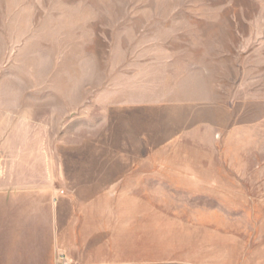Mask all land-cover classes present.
<instances>
[{
    "label": "rangeland",
    "instance_id": "374dc122",
    "mask_svg": "<svg viewBox=\"0 0 264 264\" xmlns=\"http://www.w3.org/2000/svg\"><path fill=\"white\" fill-rule=\"evenodd\" d=\"M19 123L41 160L91 178L60 187L59 264L255 245L264 0H0V126Z\"/></svg>",
    "mask_w": 264,
    "mask_h": 264
},
{
    "label": "crops",
    "instance_id": "0c3cea01",
    "mask_svg": "<svg viewBox=\"0 0 264 264\" xmlns=\"http://www.w3.org/2000/svg\"><path fill=\"white\" fill-rule=\"evenodd\" d=\"M19 124L9 133L2 132L0 126V264H59L60 206L64 202L58 197L60 187L75 180L91 183V178L69 177V169L60 165L58 154L50 163L41 160V154L29 148L27 128ZM134 169L138 168L131 167L128 173L132 174ZM75 170L78 174L86 173L81 167ZM130 174L116 181L123 185L133 182ZM261 237L255 245L252 243L257 240H252L249 245L231 251L227 257L211 255L198 258L195 264H264V237Z\"/></svg>",
    "mask_w": 264,
    "mask_h": 264
}]
</instances>
